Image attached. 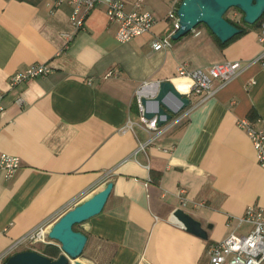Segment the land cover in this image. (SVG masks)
I'll return each instance as SVG.
<instances>
[{
    "label": "crops",
    "instance_id": "0c3cea01",
    "mask_svg": "<svg viewBox=\"0 0 264 264\" xmlns=\"http://www.w3.org/2000/svg\"><path fill=\"white\" fill-rule=\"evenodd\" d=\"M134 1L123 0L126 12ZM141 1L156 22L119 43L102 6L75 32L66 3L0 0V154L20 159L12 178H0V264L36 251L27 245L2 257L108 182L113 188L102 212L78 228L87 237V264H208L207 246L244 233L236 218L248 206L264 207V170L235 124L244 117L264 122V64L245 67L222 88L214 82L205 99L190 95V79L176 72L181 64H246L260 50L258 29L245 27L220 46L208 29L196 28L155 51L153 43L172 31L166 14L180 0ZM239 14L228 19L240 23ZM32 63L52 72L8 89L9 77ZM162 81L191 103L149 130L139 100L151 98ZM176 209L200 222L207 239L188 233L173 217Z\"/></svg>",
    "mask_w": 264,
    "mask_h": 264
},
{
    "label": "built area",
    "instance_id": "2783aa9c",
    "mask_svg": "<svg viewBox=\"0 0 264 264\" xmlns=\"http://www.w3.org/2000/svg\"><path fill=\"white\" fill-rule=\"evenodd\" d=\"M53 7L63 3L71 7L70 23L75 32L82 31L89 14L97 7L102 6L105 10L106 19L110 24H116L115 39L119 43H127L131 39L147 33L156 22L155 17L142 10L141 0L134 1L132 10L125 11L123 0H51ZM176 4L166 14V20L171 23V33L153 43V49L159 51L171 46V35L178 29ZM66 36L67 44L71 41ZM258 44L260 50L255 57L246 64L239 61L221 62L212 64L203 69L190 68L186 64L178 66L176 72L179 77L188 78L191 81L190 95L202 96L205 99L211 95L210 87L214 82L222 88L234 80L245 67L259 63L264 64V17L258 28ZM52 72L46 64L32 63L24 69L9 77L8 89H14L27 81L38 77H46ZM108 73V76L112 75ZM4 93L0 91V116L4 111ZM145 122V121H144ZM145 122L146 128L156 130L153 124ZM259 119L252 120L247 117L238 119L236 127L242 130L248 137L255 153V159L261 169L264 170V122ZM20 167V159L17 156L0 154V178L10 179ZM177 198L181 207L187 203L185 189L178 190ZM183 210V209H181ZM239 227H245L244 233H231L228 238L211 243L206 248L208 264H264V207L248 206L244 213L236 218ZM50 224H44L25 237L17 241L2 257H6L19 247L33 244H51L47 239Z\"/></svg>",
    "mask_w": 264,
    "mask_h": 264
},
{
    "label": "water",
    "instance_id": "95a60500",
    "mask_svg": "<svg viewBox=\"0 0 264 264\" xmlns=\"http://www.w3.org/2000/svg\"><path fill=\"white\" fill-rule=\"evenodd\" d=\"M232 8L241 11L245 24L253 25L264 14V0H181L176 10L178 29L171 35V40L176 41L192 32L196 26L205 25L220 43L230 41L241 33V29L225 19V14ZM139 102L142 120L150 122L155 128L163 126L191 103L187 95L180 93L169 81L158 82L153 96L140 98ZM150 103L154 105L153 110L147 108ZM112 188V182L106 183L102 189L66 211L50 225L47 239L60 245L61 254L57 259L25 250L10 255L4 264H84L78 258L83 253L87 237L73 227L100 214ZM173 217L188 233L207 239L206 229L185 211L176 209Z\"/></svg>",
    "mask_w": 264,
    "mask_h": 264
},
{
    "label": "trees",
    "instance_id": "16d2710c",
    "mask_svg": "<svg viewBox=\"0 0 264 264\" xmlns=\"http://www.w3.org/2000/svg\"><path fill=\"white\" fill-rule=\"evenodd\" d=\"M181 1V0H180ZM178 6V5H177ZM237 10V9H236ZM237 11H239V10H237ZM240 13H241V11H239ZM264 17V14L253 24V25H247V24H245L244 22H243V14L241 13V21H240V23H237V22H234V21H232V20H229L226 16H225V19L229 22V23H231L232 25H234L235 27H237V28H239V29H241V33L240 34H238V35H236L235 37H233L231 40H233V39H235V38H237L238 36H241L242 34H245L246 33V28H249V29H258L259 28V25H260V22H261V20H262V18ZM197 27H199V25L198 26H196V28ZM246 27V28H245ZM195 28V29H196ZM211 33V32H210ZM189 34V33H188ZM188 34H186V35H188ZM185 35V36H186ZM213 38L215 39V41L220 45V46H224V45H226L228 42H230V41H228V42H226V43H224V44H222V43H220L214 36H213ZM181 39V38H180ZM180 39H178V40H180ZM77 227H78V225H75L74 227H73V229L75 230V231H79L80 232V230H78L77 229ZM36 252H38V253H40V254H42V255H44V256H46V257H48V258H50V259H57L58 257H59V255L61 254V251H60V248H59V246H56V245H51V244H46V245H44L43 246V249L41 250V251H36ZM8 258V257H7ZM6 258V259H7ZM6 261V260H5ZM4 261V262H5ZM4 264V263H3Z\"/></svg>",
    "mask_w": 264,
    "mask_h": 264
},
{
    "label": "rangeland",
    "instance_id": "374dc122",
    "mask_svg": "<svg viewBox=\"0 0 264 264\" xmlns=\"http://www.w3.org/2000/svg\"><path fill=\"white\" fill-rule=\"evenodd\" d=\"M231 12H235V13H240L239 11H237L236 9H234V8H232V9H229L228 11H227V13L225 14V16L228 18L229 16H230V13ZM239 15H241V14H239ZM197 29L198 30H200V29H202V30H206L207 29V27L205 26V25H199V27H197ZM171 42L173 43V41L171 40ZM79 228V225H78V227H77V229ZM51 245H56V246H59L60 247V245L57 243V242H55V241H53L52 242V244ZM43 244H33V245H30V247L32 248V249H34V250H36V251H41L42 249H43ZM84 251V250H83ZM78 261H80V262H82V263H84V264H87L86 262H85V258H84V256H83V253H82V255L78 258Z\"/></svg>",
    "mask_w": 264,
    "mask_h": 264
}]
</instances>
